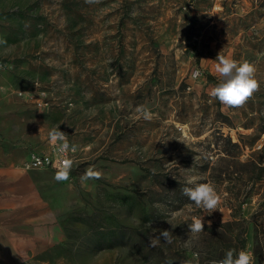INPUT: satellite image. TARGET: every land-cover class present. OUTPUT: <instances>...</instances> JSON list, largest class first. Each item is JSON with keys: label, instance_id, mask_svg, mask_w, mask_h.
<instances>
[{"label": "rangeland", "instance_id": "1", "mask_svg": "<svg viewBox=\"0 0 264 264\" xmlns=\"http://www.w3.org/2000/svg\"><path fill=\"white\" fill-rule=\"evenodd\" d=\"M220 52L256 65L243 107L209 96ZM56 126L77 147L70 178L32 171L64 238L31 264H213L230 249L264 264V0H0V165ZM90 167L103 177L82 181ZM192 177L220 210L183 195ZM160 230L172 242L150 246Z\"/></svg>", "mask_w": 264, "mask_h": 264}, {"label": "clouds", "instance_id": "2", "mask_svg": "<svg viewBox=\"0 0 264 264\" xmlns=\"http://www.w3.org/2000/svg\"><path fill=\"white\" fill-rule=\"evenodd\" d=\"M85 2L95 3L98 0H85ZM215 61L217 62L214 64V71L221 79L220 82L211 88L209 96L218 100L225 107H243L260 89V81L256 76V65L247 60L237 61L226 57L221 52L217 55ZM201 75L199 70L194 71L192 73V79L196 80ZM136 111L145 120H151L153 118L152 112L146 106L141 105L137 107ZM67 137L68 135L61 131L59 126L53 127L48 132V143L54 150L56 160L54 179L58 182L66 181L70 178V173L75 163L69 153H75L77 147L70 145ZM102 177V171L90 167L85 171L81 180L87 181ZM187 184L191 186H185L182 189V193L197 209L204 211L207 215H211L214 211L220 210L221 195L213 183H198L196 182V178L192 177L188 179ZM156 207H160V205H156ZM203 218L204 216H193L191 224H188L189 233L193 236L204 231ZM160 237L168 243L172 242L171 232L168 230H160L159 237L150 239V246L156 247ZM213 264H255V257L246 249L239 251L230 249L225 253L223 259L218 262L214 261Z\"/></svg>", "mask_w": 264, "mask_h": 264}, {"label": "crops", "instance_id": "3", "mask_svg": "<svg viewBox=\"0 0 264 264\" xmlns=\"http://www.w3.org/2000/svg\"><path fill=\"white\" fill-rule=\"evenodd\" d=\"M51 149L47 137L29 151ZM28 156L19 165H0V264H31L36 255L64 238L55 209L43 194L42 179L37 172L20 168Z\"/></svg>", "mask_w": 264, "mask_h": 264}, {"label": "built area", "instance_id": "4", "mask_svg": "<svg viewBox=\"0 0 264 264\" xmlns=\"http://www.w3.org/2000/svg\"><path fill=\"white\" fill-rule=\"evenodd\" d=\"M70 154L71 152L69 155ZM20 168L26 171L48 169L56 172V160L53 148L49 152L30 153L28 158L21 164Z\"/></svg>", "mask_w": 264, "mask_h": 264}, {"label": "trees", "instance_id": "5", "mask_svg": "<svg viewBox=\"0 0 264 264\" xmlns=\"http://www.w3.org/2000/svg\"><path fill=\"white\" fill-rule=\"evenodd\" d=\"M209 79L212 78L210 75L207 76Z\"/></svg>", "mask_w": 264, "mask_h": 264}]
</instances>
